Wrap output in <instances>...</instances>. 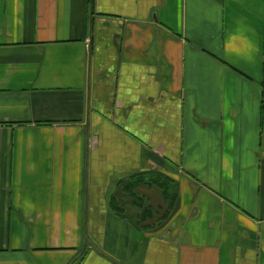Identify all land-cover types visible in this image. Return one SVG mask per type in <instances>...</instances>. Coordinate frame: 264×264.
Listing matches in <instances>:
<instances>
[{
  "label": "crops",
  "instance_id": "1",
  "mask_svg": "<svg viewBox=\"0 0 264 264\" xmlns=\"http://www.w3.org/2000/svg\"><path fill=\"white\" fill-rule=\"evenodd\" d=\"M0 264H264V0H0Z\"/></svg>",
  "mask_w": 264,
  "mask_h": 264
}]
</instances>
